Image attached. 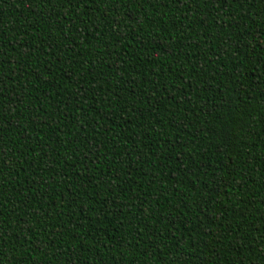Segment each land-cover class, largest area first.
<instances>
[{
	"label": "trees",
	"instance_id": "16d2710c",
	"mask_svg": "<svg viewBox=\"0 0 264 264\" xmlns=\"http://www.w3.org/2000/svg\"><path fill=\"white\" fill-rule=\"evenodd\" d=\"M0 264H264V0H0Z\"/></svg>",
	"mask_w": 264,
	"mask_h": 264
}]
</instances>
